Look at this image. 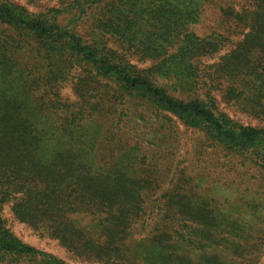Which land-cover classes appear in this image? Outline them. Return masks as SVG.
<instances>
[{"label": "trees", "instance_id": "obj_1", "mask_svg": "<svg viewBox=\"0 0 264 264\" xmlns=\"http://www.w3.org/2000/svg\"><path fill=\"white\" fill-rule=\"evenodd\" d=\"M20 1L0 0V205L12 200L19 221L87 262L255 264L264 227L189 194L153 199L168 212L135 239L152 181L135 179L128 155L104 170L96 153L105 126L176 119L264 167V127L235 123L213 96L226 82L229 100L264 120V0ZM210 10L219 29L200 34ZM234 25L243 38L210 61ZM101 203L114 205L96 224L68 219ZM257 208L250 216L262 224ZM217 243L228 259L208 253ZM0 264L68 263L10 232L0 206Z\"/></svg>", "mask_w": 264, "mask_h": 264}, {"label": "rangeland", "instance_id": "obj_2", "mask_svg": "<svg viewBox=\"0 0 264 264\" xmlns=\"http://www.w3.org/2000/svg\"><path fill=\"white\" fill-rule=\"evenodd\" d=\"M250 2L251 0H241L239 5H249ZM28 7L36 9L32 6ZM37 9H41V7ZM206 13L204 21L195 27L200 34H207L219 29L215 13L211 10ZM235 26L237 28H233ZM233 27H230L227 32L231 43L225 44L220 53L210 58V61H217L219 56L230 51L243 38L245 30L240 25ZM134 63L142 66L141 63L135 61ZM148 64L149 62L143 66ZM227 87L228 84L222 82L213 91L214 103L219 110L227 114L237 124L264 127V120L242 111L241 106L244 107L242 99L229 100L226 92ZM64 93L74 98L69 86L65 87ZM159 122L162 120L155 122L152 119H147L145 123H122L113 129H108L104 125V134L99 137V139L102 138L96 154H98L97 161H99L100 167L106 170L108 165L114 162L120 163L121 156L128 155L126 158H132V161L127 163L134 166L138 172L135 171V179L140 181V184L142 180L139 178L152 181L149 191L142 193L146 209L141 220L145 221V226L140 227L141 221H137L131 227L133 237L140 239L145 234L148 235L153 230V225L147 227V224L155 218L164 219L168 212L167 208L163 209L161 204L155 206H149V204L154 201L153 199H158L159 203L164 202L165 200L161 197L165 193L189 194L199 199L197 201L204 200L207 203L216 200L220 204L221 210L228 213L232 211L240 218L246 219L247 222L251 220L252 225L257 224L261 228L264 227V223L261 224L256 217L255 219L250 216V214H254L253 205L255 207L258 205L260 219L264 218V167L256 164L254 157L250 159L251 156L245 153L237 154L230 151L227 147L206 136L205 132L200 129L187 127L176 119L172 122H167L165 119L164 123ZM135 145L142 146H137L138 151L132 152ZM173 201L175 202L176 199L173 198ZM12 204V200L1 203V215L6 227L19 239L64 260L68 264H97L75 256L71 251L62 247L58 240L46 234L44 230H35L19 221L12 212ZM109 205L114 204L101 203L99 210L93 208V212L72 213L68 215V219L76 220L77 224H80L79 227L81 226L83 229L90 224H96L99 219L108 218L112 213V208ZM91 234L92 232L89 235ZM206 249L208 253L222 254L225 260L229 258L226 254L227 248L219 243L207 245ZM255 264H264V248Z\"/></svg>", "mask_w": 264, "mask_h": 264}]
</instances>
